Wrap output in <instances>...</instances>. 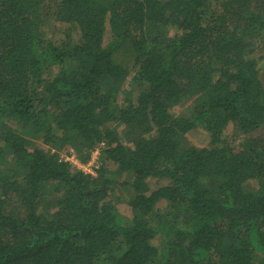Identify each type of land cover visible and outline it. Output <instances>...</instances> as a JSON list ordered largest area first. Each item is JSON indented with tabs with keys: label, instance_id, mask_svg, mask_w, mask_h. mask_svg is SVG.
Listing matches in <instances>:
<instances>
[{
	"label": "trees",
	"instance_id": "1",
	"mask_svg": "<svg viewBox=\"0 0 264 264\" xmlns=\"http://www.w3.org/2000/svg\"><path fill=\"white\" fill-rule=\"evenodd\" d=\"M262 75L264 0H0V264H264Z\"/></svg>",
	"mask_w": 264,
	"mask_h": 264
},
{
	"label": "built area",
	"instance_id": "2",
	"mask_svg": "<svg viewBox=\"0 0 264 264\" xmlns=\"http://www.w3.org/2000/svg\"><path fill=\"white\" fill-rule=\"evenodd\" d=\"M65 160H68V161H71L73 164H75L79 169L83 170L84 172L86 173H89L93 176H95V172L94 170L91 168V165L93 164V162H89L88 164L86 165H83V164H80L75 158L74 159H70L69 157L68 158H65ZM91 163V164H90Z\"/></svg>",
	"mask_w": 264,
	"mask_h": 264
},
{
	"label": "rangeland",
	"instance_id": "3",
	"mask_svg": "<svg viewBox=\"0 0 264 264\" xmlns=\"http://www.w3.org/2000/svg\"><path fill=\"white\" fill-rule=\"evenodd\" d=\"M262 76L264 77V75H262ZM179 114H180V113H179ZM190 140H191L192 143L196 144L197 146H203V145L206 143V141H205V139H204L203 137L192 136V137H190ZM95 158H96V153L94 152V153H93V159L95 160ZM92 162H93V161H91V163H92ZM91 163H90V164H91ZM162 184H163V183L159 184L158 186L154 185V186L151 187V189H152V190H155V189H157L158 187H160Z\"/></svg>",
	"mask_w": 264,
	"mask_h": 264
}]
</instances>
